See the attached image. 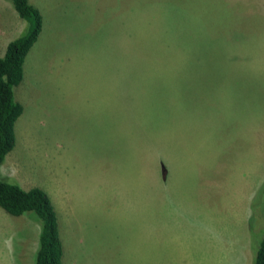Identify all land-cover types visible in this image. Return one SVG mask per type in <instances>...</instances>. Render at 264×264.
Masks as SVG:
<instances>
[{
  "label": "rangeland",
  "instance_id": "374dc122",
  "mask_svg": "<svg viewBox=\"0 0 264 264\" xmlns=\"http://www.w3.org/2000/svg\"><path fill=\"white\" fill-rule=\"evenodd\" d=\"M29 2L41 29L0 171L49 198L62 264H251L264 0ZM34 221L0 209V264H33Z\"/></svg>",
  "mask_w": 264,
  "mask_h": 264
},
{
  "label": "trees",
  "instance_id": "16d2710c",
  "mask_svg": "<svg viewBox=\"0 0 264 264\" xmlns=\"http://www.w3.org/2000/svg\"><path fill=\"white\" fill-rule=\"evenodd\" d=\"M25 23L23 31L9 41L0 56V167L14 145L13 127L22 108L14 100L13 88L22 80V64L41 29L39 11L29 0H4ZM0 209L10 216L26 214L38 226L33 264H62L55 212L47 195L39 188L23 190L0 174ZM253 234V232H251ZM256 244L250 242L251 264H264V227ZM255 243V242H254Z\"/></svg>",
  "mask_w": 264,
  "mask_h": 264
},
{
  "label": "crops",
  "instance_id": "0c3cea01",
  "mask_svg": "<svg viewBox=\"0 0 264 264\" xmlns=\"http://www.w3.org/2000/svg\"><path fill=\"white\" fill-rule=\"evenodd\" d=\"M0 56L3 54L6 44L19 36L25 23L17 16L10 4L0 0ZM1 174V171H0ZM248 242V241H247ZM249 243V242H248ZM250 248V247H249Z\"/></svg>",
  "mask_w": 264,
  "mask_h": 264
}]
</instances>
